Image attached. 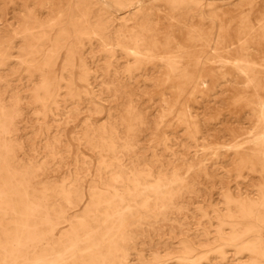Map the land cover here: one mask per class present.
<instances>
[{
  "label": "rangeland",
  "instance_id": "374dc122",
  "mask_svg": "<svg viewBox=\"0 0 264 264\" xmlns=\"http://www.w3.org/2000/svg\"><path fill=\"white\" fill-rule=\"evenodd\" d=\"M263 146L264 0H0V264H264Z\"/></svg>",
  "mask_w": 264,
  "mask_h": 264
},
{
  "label": "bare ground",
  "instance_id": "6f19581e",
  "mask_svg": "<svg viewBox=\"0 0 264 264\" xmlns=\"http://www.w3.org/2000/svg\"><path fill=\"white\" fill-rule=\"evenodd\" d=\"M104 1H105V0H104ZM138 1H139V0H138ZM145 2H146V1H145ZM103 3H104V2H103ZM136 3H137V2H136ZM105 4H106V3H105ZM110 6H112V5H110ZM130 6H131V5H130ZM113 7H114V6H113ZM120 7H121V6H120ZM121 8H122V7H121ZM123 10H124V8H123ZM118 14H119V13H118ZM216 40H217V39H216ZM233 68H234V67H233ZM263 147H264V146H263ZM61 256H62V255H61ZM62 257H63V256H62ZM56 258H57V257H56ZM47 259H48V257H47ZM49 259H50V258H49ZM58 259L61 260V258H59V257L57 258V260H58ZM58 262H60V261H58Z\"/></svg>",
  "mask_w": 264,
  "mask_h": 264
}]
</instances>
